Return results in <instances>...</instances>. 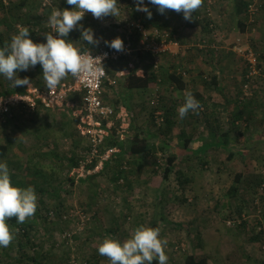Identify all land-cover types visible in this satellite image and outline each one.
<instances>
[{
    "label": "rangeland",
    "instance_id": "374dc122",
    "mask_svg": "<svg viewBox=\"0 0 264 264\" xmlns=\"http://www.w3.org/2000/svg\"><path fill=\"white\" fill-rule=\"evenodd\" d=\"M244 2L247 9L238 14ZM137 4L138 0H117L119 15H112L111 20L119 24L140 20L148 28L176 35L187 52L206 59L204 62L213 70L210 77L222 91L204 86L206 97L200 113L190 111L184 122L178 113L183 103H177L172 110L176 123L167 132L164 106L177 101L176 90L158 89L139 115L128 112L130 126L136 119L137 125H145L153 152L144 158H121L108 171L104 168L99 174L80 180L70 176L75 168L71 167V159L86 151L80 136L75 149L74 139L69 146L61 144V138L66 143L67 139L58 130L59 125L47 126L48 119L38 141L33 137L38 124L23 127L12 122L0 127V144L9 145L8 159L0 162L7 163L13 185L32 186L38 196L37 207H42V200L43 215L48 212L50 221H57L54 208L62 213L58 223L44 225L36 220L26 253L40 254L38 258L44 264H111L98 252L105 236L124 241L136 227L147 225L159 227L160 238L167 239V264H184L188 255L207 257L211 264H264V182H260L264 176V0H203L194 14L203 13V22L211 24L207 27L204 23L201 28H187L183 13L160 14L158 6L143 0L152 13L149 19L147 13L136 10ZM249 6L256 10L252 23ZM43 12L39 10L41 17ZM166 21L168 26L164 28ZM238 44L261 56L259 74L251 80L247 79L246 62L234 51ZM164 66L161 60L158 69L164 70ZM120 110L114 108L115 115L110 118L113 122ZM206 117L222 128L214 129L215 123L210 126ZM224 133H229L231 148L240 151H234L232 158L231 148L215 146L222 142ZM188 137L192 138L191 149L204 144H214L213 148L198 155L185 153L183 146ZM128 138L129 133V144ZM170 157H175L173 172L157 189L152 180L163 178ZM120 164L126 167L125 179L117 182L116 166ZM241 171L245 173L241 192L237 198L229 199L228 191ZM239 207L241 216L237 213ZM256 233L261 235L258 241L251 239ZM16 247L15 243L0 247V264H24Z\"/></svg>",
    "mask_w": 264,
    "mask_h": 264
},
{
    "label": "clouds",
    "instance_id": "9594fccd",
    "mask_svg": "<svg viewBox=\"0 0 264 264\" xmlns=\"http://www.w3.org/2000/svg\"><path fill=\"white\" fill-rule=\"evenodd\" d=\"M152 5L158 6L160 14L166 10L183 13L185 20L191 21L193 14L203 5V0H150ZM67 4L74 6L72 10L53 8L48 17V24L52 31L45 34L46 43H34L29 37L27 27H19L18 32L11 36L10 43L0 47V74L14 87L29 86L27 77L20 79L17 71H27L38 63L43 68V80L50 90L57 88L69 74L74 78L94 76L101 68V58L90 55L91 50H81L75 43L67 40L70 31L77 28L86 12H90L97 19L108 15L118 16L117 0H67ZM137 11L147 13L150 19L151 11L138 0ZM81 30V41L98 45L100 40L94 37L91 28ZM57 33L58 36H54ZM105 44L116 51H123V40L119 37ZM106 55V54H105ZM200 102L190 92L186 91L184 103L178 108L181 119L188 113L198 114ZM38 196L32 186L21 188L14 186L10 178V170L6 162H0V247L7 248L14 240V230L7 220L15 217L17 223L23 224L33 217L37 210ZM160 228L140 225L136 227L129 238L121 241L112 236H105L99 243L98 252L107 257L111 264H152L158 258L159 264H167L165 253L167 239L160 238ZM18 232V229L15 230Z\"/></svg>",
    "mask_w": 264,
    "mask_h": 264
},
{
    "label": "crops",
    "instance_id": "0c3cea01",
    "mask_svg": "<svg viewBox=\"0 0 264 264\" xmlns=\"http://www.w3.org/2000/svg\"><path fill=\"white\" fill-rule=\"evenodd\" d=\"M51 1H52V6L43 7L42 0L40 1L39 0H0V47H3L2 43L3 44H5L6 42L10 43L11 36L18 32L19 27H27L30 31L29 36L32 40L36 38L39 39L42 36L45 37L46 34L45 27L48 22V17L50 16L53 8L59 9V5L57 1L56 4L54 2L55 0H51ZM73 7L74 6L67 4V0L64 1V9L67 8L69 10H72ZM205 8L206 6H204L203 11ZM42 9L44 11L43 12L44 16L41 17L39 14V10ZM193 17L197 18V20H200L202 22L204 21L203 19H205L203 13L201 15L193 14ZM111 18L112 15H108L106 17L97 19L93 16L92 13L86 12L82 20L79 22L77 28L70 31L66 39L75 43V46L77 48L81 50L90 49L92 53L96 52L100 47L106 45L105 41L110 42L117 37L121 38L124 41V39L122 38V36L124 35H122V33L125 34L127 32V29L124 27V24H119L118 22L111 20ZM114 23H117V25H115ZM79 25H83L84 28H91L94 32V37L100 40L99 44L94 45V44H88L86 41L84 42L81 41V30L79 28ZM169 26L172 27L170 24ZM198 28H201V26ZM171 29H174V27H172ZM182 40L184 41L185 39ZM41 43H43V41ZM183 44H184L183 42L182 44H180L181 48L182 49L184 48L185 50L188 49L185 48L186 46H184ZM181 50H177L175 54L167 55L161 58L162 64L166 65L164 66L165 67L164 70L163 68H159L158 70H155L153 67L152 57L146 56L144 54L142 55L140 53H135L133 54L132 57H128L119 63L109 64L107 66L109 80L104 87L105 90L103 95L104 103L106 105L111 106L113 109L118 108L119 110L120 108L121 109L124 108L127 112H129L132 115H134L133 113L134 111L135 114L139 115L138 112L142 110L141 108H144L146 105L149 104L151 100V96L155 91L160 89L161 92H163L164 88L171 86V90H176L175 99L177 98V101L179 102L172 100L170 102V106H168L167 103H165L163 112L165 114L166 113L172 114L173 112L174 115V111L172 110L173 109L175 110L176 105H178L177 103L179 104L184 103V97L186 91H190L191 93H194L193 94L194 96L195 94L198 93L203 97H206L202 90L204 86H206V88L217 87L214 78L211 79L210 77V75L213 74V70L210 69L208 65H206V63L204 62V60L206 59L202 58V56H200L199 54L198 55L200 57L196 55H192L190 52H187L188 50L186 51L185 50L181 51ZM171 63L174 64L178 69H181L183 71L182 73L185 74L182 77L183 78L182 81L184 82L183 88H177L175 85H172L173 84L172 82H169L167 80V74L173 73V69L170 68ZM133 73L138 78L141 79L145 77L151 79L152 76H155L158 82L157 88L153 90L150 88L139 89L135 87L134 88L128 87L127 79ZM219 73L220 72H217V74ZM17 76L20 79H24L25 77H27L29 81L35 84L37 87L41 89H47L43 80V68L39 63L35 67H30L27 71H17ZM70 81L71 82L73 81V77L71 76V74H69L61 82L69 83ZM24 89L25 86L14 87L10 81H8L2 74H0L1 96H6L4 94L12 91H16V93H19L20 91L23 90L24 92ZM216 89L222 91V89L220 90V87H217ZM196 91L198 92L195 93ZM77 97L80 98V95H77ZM72 98L77 99L74 96H72ZM180 98H182L183 101L179 100ZM65 112L66 111L39 108L36 114L29 116L28 118H25L23 116V118L17 120L16 122L20 123L23 127L27 125L38 124L37 128L33 129V135H34L33 137L36 141H38V135L40 136L39 133L42 134L44 132L43 130V128L45 127L44 125H47L45 119H48L49 125L47 126L50 127L51 124H56V126L59 125L58 130L62 131L60 133H62L64 138L67 139V143L66 140H63L62 138L60 139V142L61 144L64 143L63 146L66 145L69 146L71 143L72 130L75 134H77L76 136H80V134L77 131L76 124L72 121V119L68 115L67 116L65 115ZM47 113L49 118H47ZM136 120H134L131 123L130 126L131 132H129V138L132 137L133 133H135L132 130H137V131L141 130V132L142 130H144L145 131L144 136H146V138L150 137L149 136L150 134L148 133V130L145 128V125L144 126L137 125ZM184 120L185 119H181V122L182 121L184 122ZM173 122L176 123V120H173ZM129 138L127 139L128 141ZM80 139L83 138L81 137L79 138V140ZM55 146H57L56 143L54 144V147ZM128 147H129L128 142L127 141L124 142L123 152L125 151L128 152L129 149ZM121 153L122 152L120 149L119 154ZM122 154L120 156H122Z\"/></svg>",
    "mask_w": 264,
    "mask_h": 264
},
{
    "label": "built area",
    "instance_id": "2783aa9c",
    "mask_svg": "<svg viewBox=\"0 0 264 264\" xmlns=\"http://www.w3.org/2000/svg\"><path fill=\"white\" fill-rule=\"evenodd\" d=\"M43 7L52 6L51 0H42ZM249 21L252 23L256 10L249 6ZM127 32L123 36V51H116L104 45L90 55L101 58V68L94 76L73 77L71 83L61 82L57 88L41 89L30 82L25 85L24 93L7 96L0 95V125H6L14 114L25 118L42 109L63 110L76 120V128L85 139L87 150L78 158V164L70 176L76 180L94 176L103 171L105 164L114 155L120 153L118 147L107 149L106 143L115 130L117 139L125 142L130 129L129 113L123 108L116 115V122L110 118L115 115L114 109L103 101L104 87L109 80L107 66L132 57L135 53L150 55L154 69L160 67L163 56L175 53L181 48L176 35L158 28H148L140 20L124 24ZM46 33L52 31L47 23ZM54 36H58L53 32ZM45 41L44 43H46ZM234 51L240 55L247 65V79L251 80L259 74V56L251 49L238 44ZM106 54V55H105ZM185 75V74H183ZM80 95V98L77 97ZM72 96L77 99H73Z\"/></svg>",
    "mask_w": 264,
    "mask_h": 264
},
{
    "label": "trees",
    "instance_id": "16d2710c",
    "mask_svg": "<svg viewBox=\"0 0 264 264\" xmlns=\"http://www.w3.org/2000/svg\"><path fill=\"white\" fill-rule=\"evenodd\" d=\"M56 1H57L58 5H59V9L60 10H64V1L65 0H55L54 1L55 4H56ZM247 5L248 4L246 2H244L243 6L241 8H239V10L237 11L238 14L241 11L244 12V10L247 9ZM166 11L168 13H175V11H172V10H166ZM204 20H206V19H204ZM204 23H206L205 25H207V27L211 24L208 21L202 22L200 20H197V18H194L193 17V19L191 21H186L185 26L187 28H198L200 26L201 27H204L205 26ZM163 24H164V28L168 26V23L167 22H164ZM158 26L160 27V24L159 23H158ZM29 35H30V33H29ZM41 38H42V41L44 43L45 40H46L45 37L42 36ZM41 38H39V39L36 38L33 41L36 42V43H41L42 42L41 41ZM4 45L5 44L2 43V46H4ZM146 56H150V55H146ZM259 58L261 59V56ZM171 67L173 69V73L172 74H167V80L169 82H172L173 83L172 85H175L177 88H183V85H184L183 83L184 82L182 81L183 80V78H182L183 77V73L181 72L182 70L181 69H178L175 65H173ZM127 82H128V87H131V88H134V87L135 88H139V89H149L150 88V89L155 90V88H157V86H158L157 78L155 76H152L151 79L146 78V77L141 79V78H138L134 73L129 76V78L127 79ZM169 87H171V86H169ZM11 93L15 94L16 91L8 92V93H6L4 95L7 96V95H9ZM19 93H24V92L22 90ZM195 98L200 102L201 105H203V102H205L203 96L200 95V94H198V93L195 94ZM49 110H52V109H49ZM55 110H57V109H55ZM58 111H63V110H58ZM199 111L200 110H198V113H200ZM37 112H38V110H37ZM36 113H34V114H36ZM34 114H32V115H34ZM32 115H30V116H32ZM65 115L66 116L68 115L75 124L77 123L76 120L73 119L68 112H65ZM172 115L173 114H171V113H166L165 114V125L167 127V129H166L167 132L170 130V127H172V125L174 124V122H173V120L171 118ZM21 118H23V115L14 114L13 118L10 119V120H8L7 124H10L12 122H16L17 120H19ZM26 118H28V117H26ZM205 120H206L205 122L208 123L210 126L211 125L214 126V123H215V128L214 129H217L218 130V129H221L222 128V126L218 122H216L214 120H212L210 122L209 118H207V117H206ZM236 122L237 121L235 119L234 120V123L233 122L231 123L232 127L235 125ZM2 126H5V125H2ZM2 126L0 125V127H2ZM132 131H134L135 133H133L132 137H130L131 141L129 143L128 152H126V151L123 152L124 143L120 142L117 139V137L115 135V132L116 131L115 130L112 131V136L108 140V142L106 143L105 148L110 149V148H113V147H119L121 149V152L123 154L121 153L122 156H120L121 154L114 155L111 158V160L108 163L105 164V167H104L105 168V172L108 171L106 169H109V167H111V165L115 161L121 160V158L122 159L124 157H127V158H129V157L130 158L131 157H133V158H139V157L140 158H144L145 156L150 155L153 152V147L154 146H152L149 143V139L150 138L149 137L146 138V136H144L145 135V131L144 130H142V132H141V130H139L140 132L137 131V130H132ZM167 132H164L163 134L166 135V134H168ZM76 135L77 134H75L74 132L71 133V139L72 140L74 139V141L72 142V144H73V146H74L75 149L77 147V146H75V141L77 139V136ZM183 135H184V133H183ZM227 135H229V133H227V134L224 133L222 135V138H224L222 140V142H219V144H215V146H222V147H225L226 149H230L231 148V145L229 144V139H228V136ZM84 142L86 144L85 139H84ZM191 143H192V138H190V137L186 138V144L183 146V148L185 150V153H192L194 155H198L199 153H205L206 151L212 149L213 148V145H214V144H204V145H202L199 148H197V149L194 150V149H191L189 147ZM84 149L85 150L88 149L87 148V144H86V147H84ZM231 149L233 151V153L230 156L231 158L235 155L234 151L235 152H238V153L240 152V151L234 150L233 148H231ZM8 153H9V147H8V145L7 144H4V145L3 144H0V160H2V159L3 160L8 159V157H9V154ZM167 161H168V165H167L166 169L164 170L163 178H154L152 180V185H154L157 189H160L161 188V186H162L161 184L163 183V181L167 180L169 178L170 174L173 172V165H174V162H175V157H173V158L170 157ZM70 162H71V167L77 166V164H78V158H76V159L73 158V159H71ZM122 167H123L122 164H120V167L116 166V168L118 169L117 171L115 170L117 172L116 173V181L117 182L120 181L121 179H125L124 178L125 177V172L123 170L124 169L126 170V167H123V169H122ZM103 171H104V169H103ZM244 179H245V173H244V171H241V172H239L236 175V177H235V185L228 191V197H229V199H231V198H233V199L237 198V196L241 192V187L243 185V182L245 181ZM260 182L261 183L264 182V176H261ZM71 183L73 184L74 182L71 181ZM52 192L56 193V190H53ZM42 196L43 195H41V198H42ZM40 202L42 203V207L45 209L44 202L42 200H40ZM41 208L40 207H37V210L35 212V215L33 217L28 218L23 224L17 223V219L15 217L10 218V219L7 220V223L9 224L10 228L14 230V236H15V238L12 241V243H15L17 245L16 249H18L19 260H21V262L24 263V264H30V262L32 264H44V261L38 258L40 256V254H39V256H30V255H28L26 253L27 245H28V243H30L31 238H32L31 232L33 230H35V226L33 224L34 223H37L36 220L39 219V221L44 222L43 223L44 225H46L47 222H50L51 224H53V222L55 223L58 220L59 221H62V213H61V211H59V209L54 208L56 210L57 221H53L52 222L48 218L49 217L48 212H47V215H43V212H42L43 210ZM46 211H48V210H46ZM242 212H243L242 211V207H239L238 210H237V213L239 214V216L242 215ZM244 223L246 224V222H244ZM245 224H243V226ZM257 225L258 226L261 225V222H259V223L257 222ZM16 229H18V232H15ZM256 229H258V227H256L255 230ZM260 236L261 235L259 233H256V234H254V236L251 239L254 240V241L255 240L258 241L259 238H260ZM24 241L25 242L27 241V243H25ZM13 246H11V247H13ZM44 257L47 258L48 256H44ZM152 264H159L158 258L157 259H154L152 261ZM184 264H211V261L207 257H201V258H199V257H197L195 255H188V256L185 257Z\"/></svg>",
    "mask_w": 264,
    "mask_h": 264
},
{
    "label": "bare ground",
    "instance_id": "6f19581e",
    "mask_svg": "<svg viewBox=\"0 0 264 264\" xmlns=\"http://www.w3.org/2000/svg\"><path fill=\"white\" fill-rule=\"evenodd\" d=\"M76 167V166H75ZM73 169V168H72ZM72 171V170H71ZM78 182V181H77Z\"/></svg>",
    "mask_w": 264,
    "mask_h": 264
}]
</instances>
